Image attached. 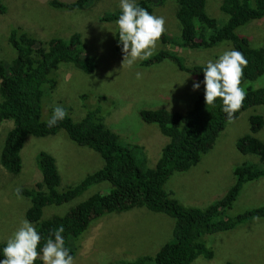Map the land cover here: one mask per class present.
<instances>
[{"label":"rangeland","instance_id":"1","mask_svg":"<svg viewBox=\"0 0 264 264\" xmlns=\"http://www.w3.org/2000/svg\"><path fill=\"white\" fill-rule=\"evenodd\" d=\"M2 2L7 7L6 14H0V60L4 64H10L15 58L9 38L12 30L19 27L41 41L69 39L80 33L86 53L96 60L97 68L92 74H85L72 64H61L59 70L51 75L57 86L53 90L43 86V121L51 119L57 105L63 106L76 122L88 112L99 111L100 118L119 135L121 144L132 150L137 163L145 169L156 166L170 139L157 125L145 123L141 111L165 109L185 114L194 106L201 88L194 91L193 83L198 80L178 71L169 61L150 68H142L139 63L160 50H167L177 53L186 66H206L208 61H215L225 51L233 50L227 43L211 49L187 50L165 45L160 38L151 56L138 59L132 67L123 66L122 45L117 49L115 42L117 24L101 22L104 15L121 10L119 0H91L82 11L56 10L48 5L47 0ZM222 3L223 0H207L206 6L208 15L219 26L228 20L221 12ZM177 9L175 0H166L153 11V15L165 18L164 35L169 38L181 37ZM237 34L248 38L255 48L264 47V19L240 27ZM94 52L98 55H91ZM137 72L140 73L139 78ZM245 86L264 88V77ZM254 115L264 117V106L250 108L230 121L201 162L187 173L174 174L165 184V190L186 207L204 209L225 196L234 185V171L238 166L252 163L264 167V161L258 155H244L237 149L238 140L251 133L250 118ZM13 127V121H5L0 126V156L7 134ZM256 137L264 142V131ZM40 152H48L55 157L62 176L60 191L80 183L104 166L98 153L77 146L63 130L46 138L29 136L22 151L23 170L19 175L10 174L0 164V243L11 238L27 220L31 201L23 196L22 199L17 198L14 193L17 188L29 187L42 180L38 167ZM111 187L108 183L94 185L67 204L46 207L41 222L54 216H65L94 194L108 193ZM262 206L264 177L244 186L229 211V217ZM174 227L172 217L146 208L105 215L72 241L76 250L75 264H117L145 255L155 256L165 244L174 241ZM201 241L214 251L215 257L212 260L199 257L192 264H264V219L256 218L231 231L205 235Z\"/></svg>","mask_w":264,"mask_h":264},{"label":"trees","instance_id":"2","mask_svg":"<svg viewBox=\"0 0 264 264\" xmlns=\"http://www.w3.org/2000/svg\"><path fill=\"white\" fill-rule=\"evenodd\" d=\"M90 1L47 0L51 8L63 11H82ZM165 1L139 0L137 3L153 14L155 7ZM175 1L178 5L176 17L180 23L181 37L169 38L163 34L162 43L187 50L211 49L223 43L229 44L233 50L242 52L247 60L241 79V86L246 87L247 95L240 109L229 119L222 111L219 98L214 105L207 106L205 102L202 82L206 66H186L177 53L167 50H160L140 62V67L150 68L169 61L178 71L192 75L201 82V91L194 106L185 114L165 109L141 111L145 123L157 125L161 133L170 139L152 169L142 168L137 163L132 150L121 144L119 135L109 129L100 118L99 111L88 112L78 122L66 112V117L54 127H48L47 122L43 121V86L47 85L51 90L56 88V80L51 75L59 70L61 64H72L85 74H92L97 68L95 58L86 53L80 33L73 34L69 39L41 41L20 27L12 30L9 43L15 51V58L10 64L0 60V126L5 121H13L14 127L8 132L2 149L1 166L12 175H19L23 170L22 151L27 138H46L62 130L77 146L98 153L104 161L101 169L89 174L80 183L60 191L62 176L55 157L48 152L39 153L38 167L42 180L20 189L22 196L31 201L26 218L40 232L41 246L62 225L65 229L62 234L65 246L75 258L76 250L72 241L83 235L93 222L108 214L146 208L174 219V241L165 244L155 256L145 255L134 261L117 264H192L199 257L208 260L215 257L214 251L201 241L203 236L231 231L256 218L264 219V206L229 217V211L244 186L264 177V167L257 164L244 163L238 166L234 171V185L225 196L204 209L182 205L164 188L174 174L187 173L201 162L203 156L213 149L230 121L250 108L264 106V88L245 86L264 77V47L255 48L248 38L237 34L240 27L264 19V0H223L221 12L228 17L223 26H219L208 15L207 0ZM6 12L7 7L0 0V14ZM120 12L104 15L101 22L116 23ZM115 39L116 48L120 49L118 25ZM91 55L96 56L98 53ZM250 124L251 133L238 140L237 149L244 155H258L263 162L264 142L256 134L264 131V117L251 116ZM101 183L110 184L112 189L108 193L94 194L65 216H54L41 222L46 207L67 204L90 187ZM5 244L0 243V259L4 258L2 249ZM35 264L44 262L38 258Z\"/></svg>","mask_w":264,"mask_h":264},{"label":"clouds","instance_id":"3","mask_svg":"<svg viewBox=\"0 0 264 264\" xmlns=\"http://www.w3.org/2000/svg\"><path fill=\"white\" fill-rule=\"evenodd\" d=\"M121 9L116 20L119 29V41L122 45L123 66L132 67L136 61L152 55L157 43L165 33L166 20L163 16H156L140 7L137 0H119ZM247 60L238 50L225 51L215 61H208L203 70V86L207 106L214 105L219 98L222 102V111L231 119L240 109L247 91L241 86V79ZM137 77L140 73L137 72ZM201 88V82L193 83V90ZM63 106L57 105L48 127H54L66 117ZM17 198L22 197V189L15 190ZM65 229L61 225L41 246L42 236L36 227L28 220H24L14 234L6 241L2 249L3 259L0 264H35L40 258L44 264H75L74 255L65 246L62 235Z\"/></svg>","mask_w":264,"mask_h":264}]
</instances>
